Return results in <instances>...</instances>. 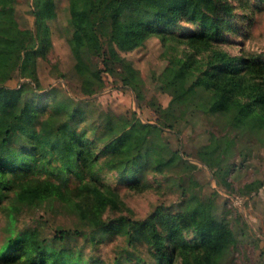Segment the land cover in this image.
Returning <instances> with one entry per match:
<instances>
[{"label": "rangeland", "instance_id": "rangeland-1", "mask_svg": "<svg viewBox=\"0 0 264 264\" xmlns=\"http://www.w3.org/2000/svg\"><path fill=\"white\" fill-rule=\"evenodd\" d=\"M53 1L55 15L40 26L41 31L47 28L46 41L35 54L34 78L21 77L17 70L3 78L6 70L0 68V83L15 87L23 80L30 82V88L37 92L31 96L33 103H48L50 109L66 96L81 106L83 116L77 124L80 143L89 149L90 158L98 157L93 171L86 175L93 173V181L113 201L101 207L98 217L115 223L120 218L139 222L156 210L173 212L193 207L200 217L210 212L225 218L233 231L234 243L220 264H264V133L239 132L222 116L194 106L166 108L171 95L164 82L172 80L178 71L168 58L192 51L185 40L170 39L164 46L158 36L151 35L132 50L120 52L122 58L109 63V71L101 56L89 53L87 62L92 64L99 86L85 94V77L72 67L69 0ZM106 1L97 3L102 8ZM228 1L235 6L236 15L231 20L235 30L226 31L224 41L212 42L210 48L254 57L264 64V0ZM33 9V0H0V20L14 29L33 32ZM180 24L174 32L196 29L188 21ZM208 53L209 48H202L195 54L200 66L206 63ZM126 63L137 69L135 88L121 79L129 76L124 70ZM107 116L126 129L138 120L154 125L161 122V130L146 138L135 132L129 143L125 144L127 138L118 143H123L121 149L104 151ZM124 146L128 152H123ZM142 151L150 155L142 158L138 170H132L127 178L123 173L129 170L132 156ZM61 175L67 179L63 200L44 198L34 204H19L12 215L0 213V243L21 231L51 238L64 230L70 235L65 245L79 249L88 264H138L148 260L146 243L131 244L126 234L88 238L89 224L69 210L67 206L72 203L66 198L70 194L84 209H93L97 198L81 189L76 177Z\"/></svg>", "mask_w": 264, "mask_h": 264}, {"label": "trees", "instance_id": "trees-1", "mask_svg": "<svg viewBox=\"0 0 264 264\" xmlns=\"http://www.w3.org/2000/svg\"><path fill=\"white\" fill-rule=\"evenodd\" d=\"M33 3L36 17L33 32L14 29L0 20V68L6 70L3 78H9L8 72L12 70H17L21 77L34 78L35 54L46 41L47 28L44 26L46 31H41L40 26L55 15V5L53 0H33ZM234 8L228 0H107L102 8L97 0H69L72 67L76 74L85 77L84 93L90 94L99 83L92 64L87 62L89 53L101 56L109 71V63L122 58L120 52L132 50L151 35L158 36L164 46L170 39L185 40L192 51L168 58L178 71L172 80L164 82L171 95L166 108L179 104L194 106L222 116L239 132L264 133V64L254 57L210 48L212 42L224 41L226 31L235 30L231 23L236 15ZM182 21H188L196 29L174 32L181 28ZM202 48H209L204 66L195 57ZM124 70L129 76L122 77V81L135 88L137 69L126 63ZM251 78L256 81H250ZM36 94L26 80L15 87L0 83V213L12 215L19 204H34L44 198L63 200L67 179L61 173H66L76 177L81 189L97 198L93 209H84L70 194L66 198L72 203L67 206L69 210L89 224L91 240L123 233L131 244L143 241L148 246V260H140L138 264L224 261L234 243V234L225 218L210 212L200 217L193 207H186L173 212L156 210L139 222L100 219L101 207L113 201L93 181V173L86 175L93 171L98 157L90 158L89 149L80 143L77 124L83 109L69 96L52 109L47 107L48 103L34 104L31 96ZM106 118L104 151L119 146L121 149L123 143H118L126 138L125 144L129 143L135 132L146 138L161 130L162 124L137 120L126 129L111 116ZM123 152H128L125 146ZM147 155L150 154L146 151L133 155L130 168L123 175L132 176V170L137 171L141 159ZM173 156L181 159L176 152ZM69 237L64 230H58L51 238L21 231L0 243V264H88L79 249L65 245Z\"/></svg>", "mask_w": 264, "mask_h": 264}]
</instances>
